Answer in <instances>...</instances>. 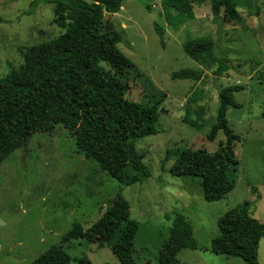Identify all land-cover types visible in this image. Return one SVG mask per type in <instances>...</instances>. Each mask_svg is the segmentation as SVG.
Here are the masks:
<instances>
[{
    "label": "rangeland",
    "instance_id": "rangeland-1",
    "mask_svg": "<svg viewBox=\"0 0 264 264\" xmlns=\"http://www.w3.org/2000/svg\"><path fill=\"white\" fill-rule=\"evenodd\" d=\"M242 1V22L222 23L219 29L208 4L190 3L180 13L170 8L178 0H123L110 20L121 36L118 49L135 66L126 99L160 113L157 134L136 144L151 176L143 184L122 186L87 161L62 127L33 135L0 165V264H31L52 247H62L70 264L84 257L91 264H119L107 247L64 241L73 225L86 231L96 223L117 195L139 225L133 244L137 264L156 263L175 215L192 225L202 249L182 250L180 264H245L205 251L218 235L219 219L237 206L247 203L264 225V0ZM31 2L0 0V78L21 66L22 53L62 34L51 23L53 7L39 5L28 14ZM155 25L164 31L162 38ZM191 40L210 42L214 49L189 58L183 45ZM217 58L229 61L230 70L221 78L212 75ZM186 69L201 74V82L171 79ZM234 86L243 89L233 95L239 108L226 114L228 127L240 138L234 147V189L222 201L207 203L199 180L173 177L170 169L181 151L213 154L224 142L222 132L212 142L208 134L216 122L219 92ZM192 122L200 127H191ZM257 264H264V238Z\"/></svg>",
    "mask_w": 264,
    "mask_h": 264
},
{
    "label": "trees",
    "instance_id": "trees-1",
    "mask_svg": "<svg viewBox=\"0 0 264 264\" xmlns=\"http://www.w3.org/2000/svg\"><path fill=\"white\" fill-rule=\"evenodd\" d=\"M173 1V0H171ZM170 8L180 13L189 4L210 5L213 24H240L238 9L242 0H178ZM123 0H32L28 14L39 5L53 7L52 25L62 31L57 38L31 47L22 53V64L0 78V165L14 152L22 150L39 133L52 134L62 127L75 140L77 150L95 163L100 173L122 186L145 183L151 176L136 151V144L157 134L159 111L155 106L126 99L127 80L135 66L118 49L121 36L111 17L122 8ZM181 7V8H180ZM168 23L171 25L172 21ZM155 33L164 31L157 25ZM210 42L191 40L183 45L189 58L208 54ZM212 75L221 78L229 70L226 58L214 59ZM174 81L199 83L194 70L173 73ZM241 87H227L218 94L216 122L208 134L214 141L222 132L225 140L210 154L203 149L183 150L175 159L170 174L201 182L202 198L207 203L222 201L234 189L237 169L234 147L240 142L228 127L229 108H239L233 95ZM193 128L200 125L190 124ZM138 223L131 219L127 201L117 195L101 218L83 231L73 225L64 241H85L107 247L119 264H137L133 244ZM218 235L205 251L257 264L264 225L250 213L247 203L226 212L217 223ZM201 251L193 238V227L182 215H175L166 241L159 249L155 264H180L182 250ZM62 247H52L31 264H70ZM78 264H91L81 258Z\"/></svg>",
    "mask_w": 264,
    "mask_h": 264
}]
</instances>
